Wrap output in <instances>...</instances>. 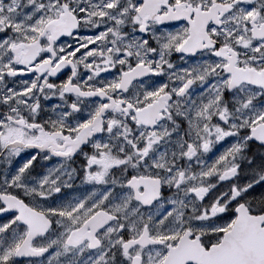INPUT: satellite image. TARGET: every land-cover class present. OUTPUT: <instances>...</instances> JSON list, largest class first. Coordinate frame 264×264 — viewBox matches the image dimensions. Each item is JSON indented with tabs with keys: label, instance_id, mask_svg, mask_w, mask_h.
I'll use <instances>...</instances> for the list:
<instances>
[{
	"label": "snow or ice",
	"instance_id": "obj_1",
	"mask_svg": "<svg viewBox=\"0 0 264 264\" xmlns=\"http://www.w3.org/2000/svg\"><path fill=\"white\" fill-rule=\"evenodd\" d=\"M0 264H264V0H0Z\"/></svg>",
	"mask_w": 264,
	"mask_h": 264
}]
</instances>
